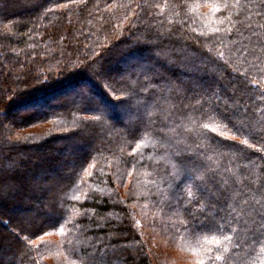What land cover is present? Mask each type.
Segmentation results:
<instances>
[{"label": "trees", "instance_id": "obj_1", "mask_svg": "<svg viewBox=\"0 0 264 264\" xmlns=\"http://www.w3.org/2000/svg\"><path fill=\"white\" fill-rule=\"evenodd\" d=\"M261 42L264 0H0V115L59 97L0 131L2 264H152L150 241L162 264H264L208 179L264 177ZM39 177L58 187L25 223Z\"/></svg>", "mask_w": 264, "mask_h": 264}, {"label": "snow or ice", "instance_id": "obj_2", "mask_svg": "<svg viewBox=\"0 0 264 264\" xmlns=\"http://www.w3.org/2000/svg\"><path fill=\"white\" fill-rule=\"evenodd\" d=\"M259 40V37H258ZM261 47L264 48V42H261ZM237 51L243 53L247 51L248 55L256 56L253 49H238ZM223 55V53H221ZM259 74V73H258ZM253 88L259 90V95L255 97L257 107L264 104V80L256 79L250 81ZM252 99V97H249ZM235 111L229 114L227 111L221 113L223 119L229 123L232 122V117L235 115ZM209 182L219 186L220 191L217 197L218 207H214L216 215L219 216L221 212L227 213L231 216L233 223L237 225H243L245 235L251 238V243L261 244L264 243V177H252L246 176L243 182L236 181L233 179L232 183L229 184L228 180H217L215 173L208 177ZM193 193L190 191L188 196H192ZM224 224H216V230L221 231L222 228L227 225V219L221 217ZM232 231L231 227L228 228ZM228 237H226L227 239ZM247 243V241H246ZM237 247H243L241 244H237ZM221 257L217 255L209 256V264H212L215 260H220ZM227 260V258H224ZM200 264H204V261H200Z\"/></svg>", "mask_w": 264, "mask_h": 264}, {"label": "rangeland", "instance_id": "obj_3", "mask_svg": "<svg viewBox=\"0 0 264 264\" xmlns=\"http://www.w3.org/2000/svg\"><path fill=\"white\" fill-rule=\"evenodd\" d=\"M33 1V2H32ZM36 1H38V0H20V3H21V5H27V6H29V3H30V5H32V4H34ZM29 45H27V47H28ZM123 63L121 62V61H116L115 62V64H114V66L116 67V66H120V65H122ZM113 75H111L110 76V74L108 75V74H106V73H101L100 75L98 74V76H96V78L97 79H95L98 83L100 82H102V81H108L109 79H110V77H112ZM103 83V82H102ZM82 84V86H81V88L83 87V89H85V88H87V89H91L92 90V88H91V86L89 85V83H81ZM104 84V83H103ZM102 85V84H101ZM72 93V91H70V92H68V93H66V94H63V95H61V98H67L69 95L68 94H71ZM56 96H58V95H56ZM56 96L55 97H53V99H52V97H48L47 99L45 98V100H47L48 102H47V104H41V105H33V106H28L27 108H25L24 109V111L23 110H18V109H14V110H12L11 112H10V114H8V118H6L5 116H7V115H0V131H1V133H2V135H8V136H10V137H14L15 135H17V134H19V131L18 130H16L15 128H18V126H14L15 128H13V126H12V124H10V120L12 119L13 120V117H15V118H20L21 117V115H28L29 113H33L34 111H37V110H41V109H45L47 106H49L51 103H53V102H55L54 101V98L55 99H57V98H59V97H57L56 98ZM41 103H42V101H40ZM127 113L125 112V113H123L122 111L120 112V114H119V118L122 120H124V118H126V116L128 115H126ZM137 114H140L139 112H137ZM125 116V117H124ZM128 117V116H127ZM136 117V116H135ZM135 117H130V120L131 119H135ZM126 123H127V121H126ZM37 129H40V128H37ZM13 130H15V131H13ZM85 137L86 136H88L89 134H91L89 131H84L83 133H82ZM56 155L58 154V155H60L63 159L64 158H67V159H65V161H63V162H60L59 163V165H58V171L59 172H62V170L64 171V169L65 168H67L68 167V165H70V162H67V160H69L70 161V159L69 158H71V154H69L68 152H66V151H64V152H57V151H54V150H52ZM46 152H50V150H46ZM28 153V152H27ZM51 153V152H50ZM20 155V152L19 153H17V155ZM21 156V155H20ZM2 158L3 159H5L3 156H1L0 157V159L2 160ZM47 159H48V157H47ZM33 160H35V161H38L39 159L37 158V159H33ZM44 160V159H43ZM15 161V160H14ZM4 162H6V161H4ZM18 161L16 160V164H18L17 163ZM12 167V164H9V163H4V166H3V168H5L6 170H8V169H10ZM40 178V177H39ZM42 179V180H41ZM57 183L58 182H56V180H54V178H51V179H48V180H43V178H40L39 179V184H38V186H39V188H37L36 189V191H35V194H37V199H38V202L37 201H30V204L32 205L33 204V208H31V209H29V204H26L25 206H26V210H22V211H19L18 212V214H19V216L21 217V218H23V220L25 221V223L27 222V221H30V220H32V219H35V217H37L38 215H37V211H35L34 210V207H37L38 209H39V204H40V202H41V204H47L48 202H47V200H46V198H45V196H43L42 194L43 193H45L46 195H50V194H52L53 192H55L56 191V189H57V187H58V185H57ZM1 191H2V189H1ZM27 203H28V201H27ZM45 206V205H44ZM16 215V214H15ZM158 240V244L161 246V248H163V249H166V245L164 244V240L163 239H161V238H159V237H156ZM151 239L154 241L155 240V238L154 237H151ZM30 243H32V244H34V242H30ZM31 244V245H32ZM163 246V247H162ZM2 247L0 246V261H1V263L0 264H2V262H4V261H7V259H8V254H5V252L6 251H8V249L7 248H5V251L4 250H2L1 249ZM148 252H149V254H150V257H151V263L152 264H162L164 261H163V259H162V257H161V255L158 253V251L156 252L155 250L157 249L156 248V246H155V244H154V242H152V241H150V243L148 244ZM12 250V249H11ZM7 253V252H6ZM10 253V252H9ZM174 255H177L176 254V252L173 250V252H172ZM5 254V255H4ZM8 260H10V258L8 259ZM163 261V262H162Z\"/></svg>", "mask_w": 264, "mask_h": 264}]
</instances>
